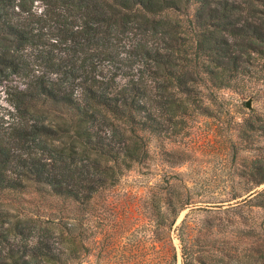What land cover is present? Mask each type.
I'll return each mask as SVG.
<instances>
[{
	"label": "trees",
	"instance_id": "obj_1",
	"mask_svg": "<svg viewBox=\"0 0 264 264\" xmlns=\"http://www.w3.org/2000/svg\"><path fill=\"white\" fill-rule=\"evenodd\" d=\"M251 78L264 86V0H0V194L86 214L146 164L152 138L177 133L173 118L209 111L205 91L212 101ZM250 173L263 184L264 159ZM162 203L177 216L193 202L179 192ZM37 219L0 200V264H80L78 216Z\"/></svg>",
	"mask_w": 264,
	"mask_h": 264
},
{
	"label": "rangeland",
	"instance_id": "obj_2",
	"mask_svg": "<svg viewBox=\"0 0 264 264\" xmlns=\"http://www.w3.org/2000/svg\"><path fill=\"white\" fill-rule=\"evenodd\" d=\"M208 94L206 114L173 118L177 133L152 138L146 164L98 193L86 214L32 192L14 200L0 194V200L14 215L40 218L41 226L76 214L88 246L80 264H172L173 256V264H183L181 233L195 258L191 264H264V209L257 205L264 183L254 186L250 173L253 162L264 159V86L251 78L238 92L219 90L212 101ZM5 98L0 85V106L8 107ZM179 192L193 203L177 216L165 214L162 197Z\"/></svg>",
	"mask_w": 264,
	"mask_h": 264
},
{
	"label": "water",
	"instance_id": "obj_3",
	"mask_svg": "<svg viewBox=\"0 0 264 264\" xmlns=\"http://www.w3.org/2000/svg\"><path fill=\"white\" fill-rule=\"evenodd\" d=\"M245 105L248 109H251L252 107V99L251 98H248L246 101H245Z\"/></svg>",
	"mask_w": 264,
	"mask_h": 264
}]
</instances>
